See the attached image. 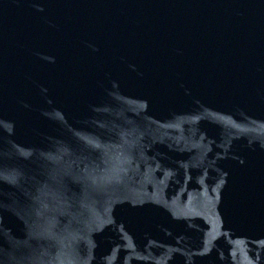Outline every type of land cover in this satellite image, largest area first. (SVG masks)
Returning a JSON list of instances; mask_svg holds the SVG:
<instances>
[{"label": "water", "instance_id": "95a60500", "mask_svg": "<svg viewBox=\"0 0 264 264\" xmlns=\"http://www.w3.org/2000/svg\"><path fill=\"white\" fill-rule=\"evenodd\" d=\"M119 0H0V264H25Z\"/></svg>", "mask_w": 264, "mask_h": 264}]
</instances>
